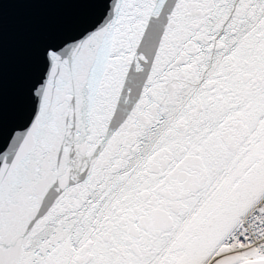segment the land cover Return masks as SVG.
<instances>
[{"label":"snow or ice","instance_id":"obj_1","mask_svg":"<svg viewBox=\"0 0 264 264\" xmlns=\"http://www.w3.org/2000/svg\"><path fill=\"white\" fill-rule=\"evenodd\" d=\"M24 2L0 264H264V0Z\"/></svg>","mask_w":264,"mask_h":264},{"label":"water","instance_id":"obj_2","mask_svg":"<svg viewBox=\"0 0 264 264\" xmlns=\"http://www.w3.org/2000/svg\"><path fill=\"white\" fill-rule=\"evenodd\" d=\"M72 9L58 5L29 2L11 3L0 19L2 56L4 73V95L6 111L14 101L21 71L32 55L35 42L46 29L56 25L70 15Z\"/></svg>","mask_w":264,"mask_h":264}]
</instances>
